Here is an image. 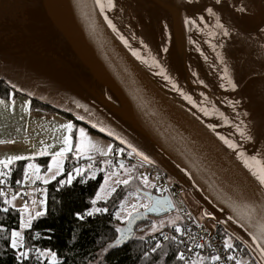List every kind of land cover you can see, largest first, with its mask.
<instances>
[{
    "label": "water",
    "instance_id": "95a60500",
    "mask_svg": "<svg viewBox=\"0 0 264 264\" xmlns=\"http://www.w3.org/2000/svg\"><path fill=\"white\" fill-rule=\"evenodd\" d=\"M113 3L111 11L101 13L95 0H0V80L26 92L19 93L23 96L67 109L118 140L123 137L190 193L208 229L210 220L264 264L252 236L264 226V188L217 135L240 140L222 119L240 125L251 137L242 141L244 150L264 161V0ZM105 15L134 48L143 42L146 57L159 53L166 24L169 50L158 55L165 71L195 100L204 93L207 103L201 106L217 111L204 116L188 105L155 70L131 55ZM186 16L198 25L203 16L199 31L185 26ZM209 123L216 125L215 132ZM147 194L168 203L136 213L135 220L173 211L168 197ZM237 197L252 208V223L244 221L248 226L229 219L230 214L240 218L229 203Z\"/></svg>",
    "mask_w": 264,
    "mask_h": 264
},
{
    "label": "trees",
    "instance_id": "16d2710c",
    "mask_svg": "<svg viewBox=\"0 0 264 264\" xmlns=\"http://www.w3.org/2000/svg\"><path fill=\"white\" fill-rule=\"evenodd\" d=\"M17 93L27 95L23 90L0 80V98L8 99ZM39 105L45 109L57 111L72 123L85 127L89 135L96 134L110 139L104 133L91 128L85 121L76 119L67 109L44 102ZM73 141H75V135H73ZM115 145L117 148L120 146L116 143ZM71 154H67L63 175L46 186L45 215L33 219L31 226L23 229V250L32 253L23 264H38L35 255L37 248L55 252L59 264H178L176 257L184 250L180 239H169L164 245H160L150 241L149 236L137 235L141 226L145 225L146 229L150 230L152 223L149 218L134 220L131 231L127 232L124 238H121L122 234L115 231V228H126L127 225L126 222L121 227V222L114 218V213L117 212L123 196L119 190L107 200L97 202L95 205V207L106 208V214L95 213L91 217L85 216L83 220H77V213L83 215L93 207L91 200L94 199L103 176L98 173L95 179H91L90 171L85 170L81 176H74L71 186L59 185L60 179H66V168L70 165ZM50 158V156H44L35 158L33 161L40 165L41 169H45ZM23 162L18 161L11 165L13 171L10 175H5V178L11 182L20 179ZM3 201L4 199L0 198V264H17L16 252L9 245L11 231L20 229L21 215L19 210L10 204L5 205ZM5 208L8 209L7 212L4 211ZM216 233L225 240L226 236L220 229H217ZM231 243L241 249L243 257L250 258L240 244ZM99 253L102 255L99 256ZM49 262L48 258H43L39 264H49Z\"/></svg>",
    "mask_w": 264,
    "mask_h": 264
},
{
    "label": "snow or ice",
    "instance_id": "6c2138e0",
    "mask_svg": "<svg viewBox=\"0 0 264 264\" xmlns=\"http://www.w3.org/2000/svg\"><path fill=\"white\" fill-rule=\"evenodd\" d=\"M95 3H96V6L100 9L101 13H106L108 11H111L114 7L113 0H95ZM207 11H211V9H208ZM104 19H105V22L107 23L108 27L111 28L112 32L117 35L120 42L126 48H128L130 50L131 55L133 57H135L136 60H138L142 65H145V66L149 67L150 69L155 70V74L159 75L161 77V79L166 81L167 84L170 86L171 90L177 92L179 94V96L184 101L187 102L188 105H191L193 108L197 109V111L202 113L204 116H212L213 112L217 111L215 108H213V112H210L208 107L201 106V105L207 103V99H206L204 93H201L202 99L200 101L195 100L192 95L188 94L187 92L183 91L180 87H178L176 80L168 72L165 71V69L163 67L162 60L158 59V55H159V53H167L169 50L166 45H167V42H168L169 37H170V32H169L166 24L163 25L162 43L159 47V53H157V54L148 53L147 57H146L145 53L142 52V50H141L142 48H144L142 41H141V48H134L129 43V40L126 39L125 36H123L119 33V31L116 28V26L114 25L112 19H110L107 15L104 16ZM203 19H204L203 16L199 17V25H201V22H203ZM183 22L189 30L195 29V30L199 31V25H198L196 19H193V18L186 16L184 18ZM133 39H135L134 36H133ZM190 43H192V41H190ZM193 75L195 76L196 73H193ZM199 83L201 85H203L204 81L200 80ZM220 88L222 90H225V91L229 90L223 84L220 85ZM0 103H4V101H0ZM228 106L235 109L232 101L228 102ZM27 107H28V105H25L26 109H27ZM76 107L81 108L84 106L77 104ZM237 115H238V113H237ZM219 116L223 118L224 114L222 112H219ZM76 119L83 120V117L77 115ZM197 119H199V117H197ZM222 123L224 125H231L235 129L234 135L238 134L240 137V140H234V139L226 138L225 135L217 134L219 141H221L223 143V145H225L227 147V149L232 150V152L235 156V160L238 161L241 164L242 168L253 179H255L258 182V184L261 186V188H264V161L259 159L256 155L247 154L246 151L244 150V147H243L242 141L251 140V137L245 135V131L241 129L240 125L232 124V122L229 121L227 118H223ZM97 127H98L97 124H95V123L91 124V128H97ZM207 128L209 130H211L212 132L216 131V125L215 124L209 123L207 125ZM62 129L64 130V133H65V134H63L62 147L59 149V151L51 153V162L48 164L47 174L43 175V176L40 175L39 174L41 171L40 167L37 166L35 163H28L25 167V170H24L25 178H27L29 175L28 169H31L32 170L31 175L35 178V180L42 181V183L44 185H48L51 181H56L57 177L62 176L64 173V169L62 166V159L66 158V154L72 153V156L75 160H80V159L86 158L89 161V163L86 166H82V165L77 164L71 171H69L67 173L66 179H60L59 180V185L64 186L67 184L68 186H71L73 183V180H74V176H81L83 173H85L86 168L90 172H92V174L89 178L95 179V172L92 171L95 168V165L92 163L93 157L89 151L90 149H93V146L87 140V137H88L87 129L83 126H78V125L72 123L71 121L62 125ZM99 130L102 132L106 131L103 127H100ZM108 134L113 135V136L115 135L114 133H108ZM73 135H75V142L73 141ZM119 143L121 145H126L127 147L130 148L129 154L137 152L136 147L128 144V142L123 137L119 138ZM109 151H115L116 154L119 155L120 153L124 152V148L120 147V148L112 149L111 145H109ZM86 153H87V155H86ZM46 154L47 153L45 151L41 150L36 155L44 156ZM137 154H139V153H137ZM100 155L101 156H107L108 152L101 151ZM145 158L147 159V157H145ZM32 159H34V157H31V156H19V155L11 156L5 160H0V165H3L4 169L7 170L9 165L12 164L13 161L32 160ZM105 163H107V161H105ZM121 167H123V165H121ZM95 170L99 171V172H104V168L102 166L95 169ZM5 175H10V172L0 170V185H3L6 183L5 179L2 178ZM111 175H113V173L105 174L104 182L98 186V190L95 193V199L91 200V204L93 205V207L90 208L88 211H86L83 215H81L80 213H77L76 214L77 220H83L85 218V216L91 217L95 213H101V214L107 213L106 208L95 207V205L97 204L98 201H100L102 199V194L107 195L109 191H113V192L115 191L114 188L107 187L108 181H109V178ZM16 183L20 184L21 181L17 180ZM117 183H121V182L117 181ZM122 183L128 184V180H124ZM144 183L147 186V184H148L147 178L144 179ZM145 195L147 197V200L151 202L150 204L146 203V204L142 205L146 213L154 212L156 209H158V208H160L163 205L168 203L166 200H161L159 198H153L151 195H149L147 193H145ZM261 195L264 196V192H261ZM3 196H5V192L0 190V197H3ZM15 198H16V196H13V200ZM3 203L5 205H7L9 203V201L7 199H4ZM35 203H36V201L34 200L33 204H35ZM40 203H41V205H43L45 203V201L41 200ZM229 203H230V207L233 209V211L241 213L240 218L237 219L236 217H233L230 214L229 219H232L233 222L240 223L243 226H245V225L248 226V224L252 223V208L248 204L244 203L243 199L241 197H237L235 201H230ZM27 210H28L27 205L25 206L24 209H21L22 215H21L20 221H19V228L20 229H25L27 227H30L31 224L33 223V217L41 218L45 215L44 211H35L34 214H29L27 219H25L23 213L27 212ZM241 210H243V211H241ZM4 211L7 212L8 209L5 208ZM244 212L247 213L246 217L243 215ZM136 215H141V213H137ZM205 215H207L213 219L215 218L212 215V213H205ZM114 218L117 220L126 219L129 227H126V228L117 227V228H115V231L117 233L123 234V233L131 231V225L133 224V221L136 219V216H134L131 212H129V213H127V215L125 217H121L120 212L117 211L114 213ZM245 220L248 221V224L244 223ZM217 223L223 224V223H225V221L224 220H218ZM175 231L177 233H180L181 228L177 227L175 229ZM252 236H253V240H254L255 244L257 245L256 250L260 252V260L264 261V226L261 227L259 235L256 232H253ZM19 237H20L19 231H17L16 229H13L11 231V239H10V245L9 246L13 251L16 252L15 259L17 261V264H23V262L25 260H27L31 257L32 253L28 250H23V248H24L23 244L18 243ZM165 239H167V237H165ZM117 243H119V241H117ZM157 247H159V244H157ZM200 247H202V246L196 245L197 249H199ZM224 249L226 251H229V252L235 250L234 245L232 243H230L228 239H225V241H224ZM153 251H155V249H153ZM35 255L37 257L38 264H39V261L41 259H43L45 256H50L52 258L51 261L49 262V264H59V262L57 260L56 253L52 252L50 250H42L40 248H37V249H35ZM197 255H199V253ZM176 259L183 260V261H185V264H188V261L184 257L183 253L178 254ZM211 259L213 262H215L218 259V257L213 256V257H211ZM227 259L229 261H231L234 259V257L232 255H228ZM192 264H197V262L193 261ZM200 264H203L202 259L200 260ZM237 264H238V261H237Z\"/></svg>",
    "mask_w": 264,
    "mask_h": 264
},
{
    "label": "built area",
    "instance_id": "2783aa9c",
    "mask_svg": "<svg viewBox=\"0 0 264 264\" xmlns=\"http://www.w3.org/2000/svg\"><path fill=\"white\" fill-rule=\"evenodd\" d=\"M123 147L124 152L119 155L116 152H112L107 156H96L93 157L92 163L95 165V168L101 167L102 163L107 161V165L109 167H119L121 165L125 167H134L139 173L144 174L145 176L151 178L154 177L158 183V196L159 197H168L172 206L173 211L176 212L181 226V232L177 233L175 231L176 228L171 226H165L159 232L155 233L152 236H149V240L152 242H157L160 245H164L169 239H180L183 243L184 257L187 259L188 263H191L198 257L205 256L211 264H237L239 259L242 256V251L238 247H235L234 251H226L224 249V239L217 234V229L214 224L211 223V229H208L204 221L195 217L190 210L184 205V208H181L178 205V200L182 199L181 194L184 193V190L172 179L168 176V174L159 167L155 162L150 160L149 158H145L139 153H130V148L126 145H121L118 147ZM28 163H35L31 160H26L22 164L20 184H17L16 181L11 182L7 178L5 179L6 183L0 185V190L5 192V196L0 197L2 199H12L13 196L22 202L25 206H33L40 202L41 197L38 194V190H40L43 185L35 181V178L31 175L32 170L28 169L29 175L25 178L24 170ZM89 163L87 159L75 160L70 155V165L67 166V173L71 171L77 164L86 166ZM36 164V163H35ZM37 165V164H36ZM13 168L10 167L9 172H12ZM154 195V194H153ZM36 201L33 204V201ZM167 237V239H165ZM149 241V242H150ZM196 245H201L199 249L196 248ZM199 253V255H197ZM228 255H232L234 257L233 260L229 261L227 259ZM217 256L218 259L213 262L211 257ZM178 264H185V261L178 260ZM244 264H257L252 258H248Z\"/></svg>",
    "mask_w": 264,
    "mask_h": 264
},
{
    "label": "rangeland",
    "instance_id": "374dc122",
    "mask_svg": "<svg viewBox=\"0 0 264 264\" xmlns=\"http://www.w3.org/2000/svg\"><path fill=\"white\" fill-rule=\"evenodd\" d=\"M83 121H85V123H87L90 127H91V124H93V123H91L85 119H83ZM57 122H58V120L56 119V123ZM93 129L100 131L99 128H93ZM100 132H102V131H100ZM102 133H104L105 135L110 137V139L96 135V134L95 135H93V134L89 135L88 134L87 140L93 146V149L89 150L91 155L100 154L101 151L108 152V154H109L110 152H112V151H109V145H111V147H114L115 143L120 144L119 140L117 138L109 135L108 133H106L104 131ZM139 154L142 155L143 157H146L143 154H141L140 152H139ZM86 155H87V153H86ZM50 162H51V158L48 160L46 167H48V164ZM63 162H64V159H62V166H63ZM38 166H40V165H38ZM101 166L104 168V172L96 171L95 170L96 168H94L92 171L95 172V176H97L98 173H101V175L103 176V180H102V183H103L105 174L113 173V175H111L109 178L107 187L114 188L115 189L114 192L119 190L123 194L119 208L117 210L120 212L121 217H125L127 215V213H129V212H131L133 215H135L136 213H139L140 211L144 210L142 205H144L146 203L149 204V201L147 200V197L145 196L144 193L149 192V193L154 194V196L158 197V193H159L158 188H157L158 183L154 177L149 178V177L145 176L144 174L139 173V171L134 167H125V166H123V167H121V166L109 167L107 165V163H105V162H103ZM63 169H64V166H63ZM86 170L89 171L87 168H86ZM39 174L42 176L46 175L47 174V168L41 169ZM90 174H92V172H90ZM145 178H147V180H148L147 186L144 183ZM124 180H128V184H123L122 182ZM117 181H120L121 183H117ZM42 185H43V187L40 190H38V194L41 197V200H44L45 203L43 205H41V203L39 202V203L35 204L34 206L27 207V209H28L27 212L23 213L25 219H27V217H28L27 216L28 212L32 211L34 214L35 211H45V204H46L45 190H46L47 185H44L43 183H42ZM114 192L109 191L107 195L102 194V199L98 202L107 200L109 197H111L113 195ZM181 198L182 199L178 200V205L181 208H184V205H185L187 210H190L191 213L195 217L199 218L202 221H205V217L203 215L202 209L200 208L198 202L190 195V193H188L187 191L184 190V193L181 194ZM94 199H95V197H94ZM8 201H9V204L12 205L17 210H19V213L22 215L21 209H24L25 205L20 201L17 202L18 201L17 198H15L14 200L12 198V199H9ZM204 213H206V212H204ZM34 219H36V218L34 217ZM149 220L152 223V227L150 228V230H147L145 225L141 226V227H139V230H138V234H137L138 236H152L156 232H159L161 229H163L165 226H171L174 228H177V227L181 228L180 220H179L176 212H174V211L167 213V214H165L161 217H158V218L151 217V218H149ZM119 221L121 222V225H122L121 227H123V224L127 222L126 219H121ZM207 223L209 225H211L210 220L209 221L207 220ZM220 230L225 234V236H226L225 239H228L230 243L231 242H237L234 238H232L230 235L225 233L222 229H220ZM17 231H19V233H20V237L18 238V243L23 244V229H18ZM237 243L240 244L239 242H237ZM101 255H102V253H99V256H101ZM44 258H48L50 261L52 259L50 256H45ZM246 260H247L246 257H241L239 259L238 264H244L246 262ZM192 262L188 263V264H192ZM197 264H200V261H197ZM208 264H211V263H208Z\"/></svg>",
    "mask_w": 264,
    "mask_h": 264
},
{
    "label": "crops",
    "instance_id": "0c3cea01",
    "mask_svg": "<svg viewBox=\"0 0 264 264\" xmlns=\"http://www.w3.org/2000/svg\"><path fill=\"white\" fill-rule=\"evenodd\" d=\"M0 101H4V103H0V160L17 155L31 156L34 159L44 156L51 157V153L59 151L62 147L63 134H65L62 125L70 121L67 117L57 111L45 109L39 105L41 102L19 93L8 99L0 98ZM25 105H28L27 109ZM56 119L58 120L57 123ZM116 148V145L112 147V149ZM41 150L47 154L44 156L36 155ZM96 156H100V154L92 155V157ZM65 160L66 158H64L63 162L64 167ZM16 162L18 161H13L7 170L4 169L3 165H0V170L9 172L10 166ZM37 182L42 185V181ZM52 182L54 181L50 183ZM29 214H33V212H28L27 216ZM201 259L204 262L203 264L211 263L205 256L198 257L195 261L197 262Z\"/></svg>",
    "mask_w": 264,
    "mask_h": 264
},
{
    "label": "flooded vegetation",
    "instance_id": "af4514ba",
    "mask_svg": "<svg viewBox=\"0 0 264 264\" xmlns=\"http://www.w3.org/2000/svg\"><path fill=\"white\" fill-rule=\"evenodd\" d=\"M150 204V203H149Z\"/></svg>",
    "mask_w": 264,
    "mask_h": 264
}]
</instances>
